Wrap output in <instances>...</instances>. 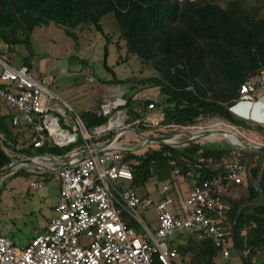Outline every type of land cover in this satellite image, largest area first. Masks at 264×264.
<instances>
[{
  "label": "trees",
  "instance_id": "16d2710c",
  "mask_svg": "<svg viewBox=\"0 0 264 264\" xmlns=\"http://www.w3.org/2000/svg\"><path fill=\"white\" fill-rule=\"evenodd\" d=\"M108 15H113L128 53L154 71L149 78L123 81L105 64L114 76L111 83L139 82L122 95L132 120L140 118L137 109H145L154 102L163 115L160 126L193 127L221 119L256 134L264 143V125L239 118L231 111L240 98L241 86L264 68V12L246 7L244 0H232L226 8L206 0H0V41L9 48L24 46L29 55L23 65L36 72L32 63V36L37 28L55 24L78 40V28L93 26L105 34L101 22ZM150 90L163 99H144L143 93ZM102 103V99L98 100L96 109ZM96 109L82 113L67 111V121L76 125L79 116L92 132L109 119L98 115ZM13 120L11 113L0 115V145L12 156L62 157L84 143L79 137L76 144L67 147L48 141L36 149L30 142L28 145L20 142ZM61 125L67 128L65 118H61ZM137 129L143 133L159 131V127L143 123ZM112 136L114 133L94 142H107ZM249 154L246 150L199 142L184 147L161 145L140 155L128 152L125 159L132 163L133 187L145 185L152 178L173 182L177 180L176 170L183 175V182H192L194 187L223 173L228 162L246 165ZM15 156H7L4 167ZM4 167H0V176L6 170ZM18 176L37 175L22 168L9 177ZM8 178L2 182L3 186ZM226 202L229 210L223 222L225 228L232 232L236 221L231 258L224 259L210 240L198 242L195 233L188 231L169 239L170 245L178 248L182 264H228L233 252L244 264H264V155L250 159L246 183L234 186Z\"/></svg>",
  "mask_w": 264,
  "mask_h": 264
},
{
  "label": "built area",
  "instance_id": "2783aa9c",
  "mask_svg": "<svg viewBox=\"0 0 264 264\" xmlns=\"http://www.w3.org/2000/svg\"><path fill=\"white\" fill-rule=\"evenodd\" d=\"M85 73L88 82L94 84L95 77ZM57 81L53 74H37L27 66L14 67L0 58V106L20 113L24 122L33 126L34 148H42L48 141L60 147L76 144L79 137L84 141L65 156H42L55 161L56 167L48 169L57 175L61 186L54 215L24 248L0 235V264H182L178 248L167 240L188 231L195 233L198 242L210 240L224 259H230L234 239L233 231H228L223 223L229 210L226 198L234 186L246 183L249 165L228 162L223 173L192 187L183 196L180 190L183 175L176 170L178 183L158 188L157 203L151 197L138 196L133 189L123 190L118 181L134 180L132 163L125 159L126 153L134 152L120 144L123 137L131 134L138 147L146 149L155 143H148L133 131H139L137 126L141 123L159 127L163 135L145 133L152 137L171 135L172 129L184 132L194 127L160 126L163 115L159 120L149 121L148 113L157 110L154 102L145 109H137L140 118L132 120L125 108L127 101L121 96L106 98L95 108L98 115L109 119L106 125L89 132L79 116L76 125L67 121V111L73 110L65 102L61 105L52 92L51 87ZM263 93L264 68L245 81L239 99L257 101ZM19 116L14 117V124L19 123ZM61 118L66 119L67 128L62 127ZM218 128L211 126L210 130ZM227 128L235 131L231 125ZM199 129L203 132L205 128ZM180 132L171 142L185 135ZM111 133L114 136L109 141L94 142ZM106 144V148L98 150ZM43 186L40 180L29 182L31 190ZM172 191L179 197V208L175 206ZM148 210L156 213L155 234L141 217V212ZM124 213L130 219L124 220ZM133 219L142 225L144 238L138 235Z\"/></svg>",
  "mask_w": 264,
  "mask_h": 264
},
{
  "label": "rangeland",
  "instance_id": "374dc122",
  "mask_svg": "<svg viewBox=\"0 0 264 264\" xmlns=\"http://www.w3.org/2000/svg\"><path fill=\"white\" fill-rule=\"evenodd\" d=\"M179 1L183 2L185 0ZM206 1L219 4L223 8H226L228 2L232 0ZM244 3L248 8L257 7L264 12V0H244ZM101 23L105 29V34L111 36L110 39H108L105 34L98 32L92 26L90 27L91 29L85 30L78 28L76 30L78 40H74L69 37L62 28L55 24L37 28L32 36L33 65L45 62L47 70L49 71L48 73L53 74L58 78L57 83L51 87L52 92L58 98L57 101H60L61 105H63V102L69 103L72 110H75L77 113H81V111L97 105L99 97H121L129 90L131 85L134 86V84L137 85L139 83L138 81L128 84L111 83L110 80L114 76L108 71L105 64L114 71V75L118 79L123 81L128 79L141 80L154 75L152 69L146 67L136 56L128 53L125 42L119 37L118 28L113 15L106 16ZM21 49L23 53L21 54L22 58L18 57V59L20 58V61L23 64L24 58L29 55V51L26 50L24 46H19L18 50ZM86 71L95 77L96 82L94 84L89 83L86 79ZM149 97L160 101L163 99L162 95L158 92H152L151 90L143 93L144 99ZM147 118L149 121L153 119L159 120L162 118V112L160 109L154 110L148 113ZM211 126H217L219 127L218 129H226L230 124L221 119H213L201 122L200 124L193 126V129L185 131L197 134L199 131L201 132L199 127L205 128L204 131H206L210 130ZM233 130H235L234 132L239 133L249 144L254 142L262 143L254 133L238 127H234ZM179 132V129H173L169 133L175 135ZM147 133L157 134L160 132L150 131ZM19 134L22 135L20 137V142L28 145L31 138V132L27 129L22 130ZM190 137H192V135L185 134L174 140L175 142H183ZM228 140L229 139L225 136L217 134L208 139L197 140L196 143L203 142L216 144L224 148L233 147L237 150H244L234 147L230 144V140ZM120 144L130 148L136 155L143 154L152 148H158L157 144L149 145L146 148L147 150L138 147L136 138L131 134L123 137ZM34 158L47 168L56 167L54 166L55 161L53 159H47V157L42 156ZM14 159L22 160L25 158L18 154ZM59 164H61V162H59ZM22 168L37 176H30L31 178L24 176L9 177ZM6 178L8 179L4 186L3 183L0 182V233L5 235L12 234L14 244L17 247H23L27 245L38 232L40 233L44 230L43 227H46L47 220L51 219L54 215V210L60 197V184L55 173L51 174L50 172L34 165L19 166ZM46 178H49V181H46ZM36 180L43 181L44 186L38 190H31L29 188V182ZM175 181L178 183L177 180H174L173 182H158L156 179L152 178L145 185L133 187L132 181L120 180L118 181V185L123 190H135L136 194L142 198L151 197L154 199L155 203H157V201L160 200L158 188H161L163 185L172 186ZM182 183L184 186H180V190L183 196L186 191L190 190V187H192V182L182 181ZM171 195L175 201V206L179 208V197L176 196L175 192H171ZM141 217L155 234L158 226L155 211L148 210L144 213L141 212ZM122 218L127 220L130 219V216L124 213ZM132 221L138 235L141 238H144L142 225L135 219ZM167 242L170 244L169 240H167ZM156 264L160 263L156 262ZM228 264L244 263H242L238 255L233 252L232 259Z\"/></svg>",
  "mask_w": 264,
  "mask_h": 264
},
{
  "label": "crops",
  "instance_id": "0c3cea01",
  "mask_svg": "<svg viewBox=\"0 0 264 264\" xmlns=\"http://www.w3.org/2000/svg\"><path fill=\"white\" fill-rule=\"evenodd\" d=\"M18 48L19 46L9 48L7 45H5L4 43L0 41V58L7 60L14 67L22 66L23 64L21 63L20 58H22L21 54L23 53H22V49L18 50ZM18 57L20 58L18 59ZM34 68L37 70L36 71L37 74H50L48 73L49 71L47 70V65L45 64V62H40L38 65H34ZM106 98H110V97H99V100L102 99L104 101V99ZM65 103L72 109L69 103L67 102ZM96 107L97 105L87 110H83L81 111V113L85 111L94 110ZM231 111L239 118L246 119L254 123L264 125V93L262 97L257 101H251L248 99H238V101H236L235 104L232 106ZM9 113H11L14 117L20 115L19 123L16 124L18 126V129L15 132L19 135V138H20L22 135H20L19 133L22 132V130L28 129L29 132H31V138H30V142H31L32 137L34 135L33 127H30L29 124L24 122L20 113H17L16 111L9 109L8 107L0 106V115L9 114ZM200 143H203V142H200ZM7 156L12 157L9 150H7V148H5L4 146L0 145V167L2 168L4 167L7 161V158H6ZM37 157H40V156H37ZM11 159H14V158H11ZM4 168L7 169L8 167H4ZM181 186H184L182 182H181ZM191 189L192 187H190V190ZM190 190L186 191L185 194H187ZM60 192H61V186H60ZM44 228L45 227H43V229ZM0 235H5V234L0 233ZM25 246L19 247V248H24Z\"/></svg>",
  "mask_w": 264,
  "mask_h": 264
},
{
  "label": "water",
  "instance_id": "95a60500",
  "mask_svg": "<svg viewBox=\"0 0 264 264\" xmlns=\"http://www.w3.org/2000/svg\"><path fill=\"white\" fill-rule=\"evenodd\" d=\"M133 131L135 133H137L139 136H141L143 139H145L148 143H155L158 145H169V146H173V147H184L186 145L196 143L197 140L208 139L209 137L217 135V134L223 135L228 139V134L231 133V134H234L237 136V138L240 141V144H233L232 142H230V144L233 145L234 147L244 149L250 153L248 160H247V165H249L250 159L253 156L258 155V154L264 155V145L254 146L252 144H249L238 133H236L234 131L227 130V129L206 130V131H203V132H200L197 134H192L190 131L180 132L181 134L192 135V137L188 138L187 140H185L183 142H171V139H173L175 137L174 134L162 136V137H152V136L146 135L144 133H141L137 130H133ZM116 137L117 136H115L114 139L110 143H112L116 139ZM107 145L108 144L98 147V150H102V149L106 148ZM33 165L37 166L38 168H41L43 170H46L48 172H51V170H49L47 167H45L44 165L39 163L36 158H26V159H22V160L12 159L11 163L8 166V168L6 169V171L0 176V182H2L10 173H12V171L15 168H17L19 166H33ZM235 225H236V221L234 223V227H235ZM234 227H233V231H234ZM7 237L10 239L13 238L12 234H8ZM247 261H248V259H247Z\"/></svg>",
  "mask_w": 264,
  "mask_h": 264
},
{
  "label": "bare ground",
  "instance_id": "6f19581e",
  "mask_svg": "<svg viewBox=\"0 0 264 264\" xmlns=\"http://www.w3.org/2000/svg\"><path fill=\"white\" fill-rule=\"evenodd\" d=\"M217 127V126H216ZM228 139L233 143V144H240L239 139L237 138L236 135L234 134H228Z\"/></svg>",
  "mask_w": 264,
  "mask_h": 264
}]
</instances>
